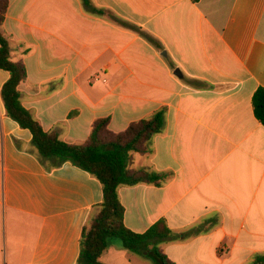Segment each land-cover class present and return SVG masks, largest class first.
I'll return each instance as SVG.
<instances>
[{
	"label": "crops",
	"instance_id": "0c3cea01",
	"mask_svg": "<svg viewBox=\"0 0 264 264\" xmlns=\"http://www.w3.org/2000/svg\"><path fill=\"white\" fill-rule=\"evenodd\" d=\"M8 2L21 102L45 131L82 143L98 118L117 133L166 107L131 164L164 182L119 187L125 226L163 219L172 237L158 247L173 264L264 261V125L251 105L264 86V0ZM8 77L0 69V264H76L101 184L68 162L40 164L30 132L6 115ZM99 260L153 264L117 240Z\"/></svg>",
	"mask_w": 264,
	"mask_h": 264
},
{
	"label": "trees",
	"instance_id": "16d2710c",
	"mask_svg": "<svg viewBox=\"0 0 264 264\" xmlns=\"http://www.w3.org/2000/svg\"><path fill=\"white\" fill-rule=\"evenodd\" d=\"M8 5V0H0V69L9 74L1 88L6 115L20 128L30 132L35 156L46 170L68 162L101 184L102 200L96 205V214L82 227L76 264H104L99 260L100 255L113 240L119 241L128 252L148 258L153 264H173L158 247L160 242L172 237L166 222L160 219L142 233L129 230L124 224V207L118 197L120 186L163 184V174L143 168L134 169L131 164L132 154L149 153L151 139L163 129L166 107L159 108L147 118L131 122L117 133L108 129L109 117L98 118L82 143H66L55 132L45 131L21 102L18 86L26 80L27 74L24 63L12 59L10 38L3 28ZM86 5L95 10L88 3ZM121 24L139 31L134 26ZM251 105L254 116L264 125V86L255 89ZM254 264H264V261Z\"/></svg>",
	"mask_w": 264,
	"mask_h": 264
},
{
	"label": "water",
	"instance_id": "95a60500",
	"mask_svg": "<svg viewBox=\"0 0 264 264\" xmlns=\"http://www.w3.org/2000/svg\"><path fill=\"white\" fill-rule=\"evenodd\" d=\"M176 74V73H175Z\"/></svg>",
	"mask_w": 264,
	"mask_h": 264
}]
</instances>
